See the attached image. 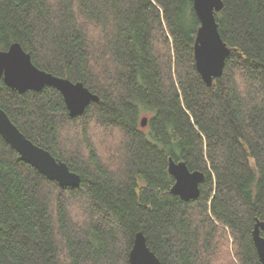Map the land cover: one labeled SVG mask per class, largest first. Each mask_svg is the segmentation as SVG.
Masks as SVG:
<instances>
[{"label":"trees","instance_id":"obj_1","mask_svg":"<svg viewBox=\"0 0 264 264\" xmlns=\"http://www.w3.org/2000/svg\"><path fill=\"white\" fill-rule=\"evenodd\" d=\"M223 2L231 52L208 85L194 0H0V50L19 42L100 96L72 117L56 87L1 79L0 107L81 183L48 179L0 134V264H130L140 231L162 264H262L264 0ZM171 159L205 173L197 198L172 193Z\"/></svg>","mask_w":264,"mask_h":264},{"label":"water","instance_id":"obj_2","mask_svg":"<svg viewBox=\"0 0 264 264\" xmlns=\"http://www.w3.org/2000/svg\"><path fill=\"white\" fill-rule=\"evenodd\" d=\"M224 7L223 0H194V9L200 19L194 51L196 66L204 81L211 85L214 78L223 74L230 48L222 38L216 13ZM11 88L25 93L30 90L41 91L46 86H54L62 92L72 117L82 115L91 102L100 100L83 82H74L68 78L54 75L39 68L19 42L8 49L0 50V81ZM149 121L144 116L141 125L146 127ZM0 134L18 151L20 159L29 163L50 180L61 186H79L81 176L72 171L69 165L57 159L48 149L28 138L12 121L9 114L0 107ZM169 171L175 178L172 188L174 195L184 200L197 198L201 193V183L205 173L191 170L185 161L170 160ZM253 240L258 256L264 264V220L257 219L253 230ZM130 264H162L160 258L148 245L144 232L136 234L129 255Z\"/></svg>","mask_w":264,"mask_h":264},{"label":"rangeland","instance_id":"obj_3","mask_svg":"<svg viewBox=\"0 0 264 264\" xmlns=\"http://www.w3.org/2000/svg\"><path fill=\"white\" fill-rule=\"evenodd\" d=\"M145 115H147V114L146 113L145 114L143 113L142 117H144Z\"/></svg>","mask_w":264,"mask_h":264}]
</instances>
